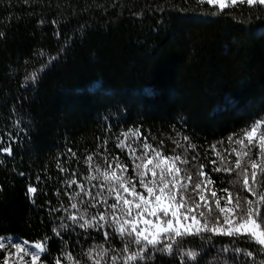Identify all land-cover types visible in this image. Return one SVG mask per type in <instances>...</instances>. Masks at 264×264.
<instances>
[{
    "label": "trees",
    "instance_id": "trees-1",
    "mask_svg": "<svg viewBox=\"0 0 264 264\" xmlns=\"http://www.w3.org/2000/svg\"><path fill=\"white\" fill-rule=\"evenodd\" d=\"M258 121H264V6L0 0V237L30 244L46 240L41 264L57 259L61 264H264V246L250 235L169 233L156 245L137 243L126 221L138 210L133 206L128 217L110 208L116 198L108 189L115 181L102 175L106 169L122 174L147 195L134 166L141 163L138 157L154 156L151 149L145 155L143 144L164 156L179 155L188 161L176 162L182 182L192 176L188 203L200 204L187 215L200 225L227 228L219 208L212 201L205 206L193 186L210 177L214 183L202 188L215 191L224 206L225 188L233 194L230 207L237 195L242 205L257 201L264 193V173L257 169L253 184L248 158L235 169L232 149L240 150L235 140ZM134 131L142 135L132 136ZM7 147L11 155L2 150ZM249 147L251 159L259 161L258 148ZM244 168L257 196L243 185ZM150 177L149 172L145 179ZM71 180L76 183L69 186ZM29 185L37 188L34 195L27 193ZM254 207L264 216V205ZM170 216L146 213L137 228ZM86 221L91 226L81 228ZM117 221L124 223L123 234Z\"/></svg>",
    "mask_w": 264,
    "mask_h": 264
},
{
    "label": "snow or ice",
    "instance_id": "snow-or-ice-1",
    "mask_svg": "<svg viewBox=\"0 0 264 264\" xmlns=\"http://www.w3.org/2000/svg\"><path fill=\"white\" fill-rule=\"evenodd\" d=\"M208 3L211 5H219L220 9H224L229 6H236L237 4H247L251 6L261 5L264 6V0H199V3ZM33 79L35 77L33 76ZM264 127V121H258L251 126L250 130H244L241 134L240 139L235 140V144L240 145V150L233 148L232 151L236 153L238 157L235 161V169H241L242 163L245 158H248V162L251 165V181L253 184L258 183L257 181V169L261 173H264V133H258V130ZM132 136L138 137L142 135L138 131H134L131 133ZM128 133H123L125 139L128 138ZM189 137L185 136L184 140L189 141ZM147 137H145V141ZM232 138L229 137V141L231 142ZM247 141V143H245ZM123 141H121L118 147L123 146ZM178 143V142H177ZM252 147H257L259 150L260 159L259 161L256 159H251ZM189 147L192 149L196 148L195 144H189ZM215 145L212 146L215 149ZM143 148L145 149V155H147V150L151 149L154 152V156L144 160L143 157H138L141 160V163H135L136 175L139 177V185L142 187L147 195L141 192L136 191V182L129 178L126 179L122 174L118 175L115 171L105 170L103 172V179L105 181H115V184L109 187V193H115L116 202L109 205L113 210L120 209L122 213H124L128 217H132V208L133 206L137 209V213L135 217L127 220L131 226V231L129 235L135 234L136 242L140 243L141 241H146L150 245H156L160 242V237L162 234L174 233L175 236H183V235H191V234H199L201 231H211L220 235H228V236H239V235H250L251 238L259 245L264 246V216H261L259 207H254L256 205H264V193H258L252 188L249 183V174L248 169L244 168L241 175L243 177V185L247 189L248 192L252 193L253 196L258 195L257 201H252L250 199L245 200L244 205L240 202L239 195L236 196V203L232 207H220V199L216 198V192L212 191L211 196L215 199V203L217 208H219V212L224 215V223L228 225L227 228L220 227L218 225H213L209 227L208 224L199 225L196 216H191V219L196 222V226L189 225L188 227H183L181 225V219H188L187 213L195 211L200 207L199 202L193 201L191 204L188 201L191 197L185 195L189 184L192 183V176L188 174L186 179L188 183H183L182 181L185 179L184 176L181 175L182 169L176 165V162L180 163H188L186 159H182L179 155L176 156H164L160 150L153 149L152 145L145 142L143 144ZM7 152L9 155L12 154L11 147H7L2 149ZM71 151V149H69ZM220 156V153H216ZM75 155V153H73ZM92 157L89 156L88 160L91 161ZM223 159V157H221ZM156 161L153 163V161ZM212 164H215L216 161H211ZM149 165L152 167L150 168ZM117 168L121 169V172L127 171L126 165L117 164ZM204 165H201V169H203ZM214 171H233L232 168H215ZM64 171V169H61ZM149 172L151 173V177L146 180L145 177H148ZM23 175V173H21ZM201 177L207 176V173L201 171L199 173ZM91 179H97V177L93 176ZM69 186L76 183V180H71L68 182ZM214 183L210 177L207 180H202L198 183H195L193 186V191L197 192L199 195L200 201H206L203 192L205 191L202 188L203 185ZM123 189V192L131 196L132 199H129L128 196L122 195L120 189ZM81 191H84L83 185L80 186ZM2 190V189H0ZM224 192L228 193L227 201L229 204L232 202L233 194L228 191V189H223ZM37 192V188L29 185L27 189V193L34 195ZM79 195V193L77 194ZM88 195H91L89 192ZM179 197V199H178ZM34 202V201H33ZM107 203V201H104ZM166 202V203H165ZM207 206V203H205ZM72 208H76L77 205L73 203L71 205ZM184 208L185 212H179V209ZM236 210H239L237 213ZM209 211L211 209L209 208ZM163 213L164 217H169V213L171 212L170 218L163 221V223L154 224L150 220H145L144 223L146 227L143 230H138L137 228V220L139 217H142L144 214H149L151 216H157V213ZM201 216L204 215L203 212L200 213ZM100 220H105V216L103 214L100 215ZM115 218V217H114ZM159 219V217H157ZM72 220H76L75 216L71 217ZM82 219V218H81ZM259 220V222H258ZM175 221V223H174ZM119 224V232L123 234L125 232L124 223L117 221ZM147 225H151V229L147 227ZM91 226V221H86L85 223H81L80 227L85 228ZM61 227H66V225H61ZM56 232V235L59 236L60 232L56 229H53ZM105 236L108 235L107 232L104 233ZM0 239H3L0 237ZM27 241H22L21 243H13L11 245L12 249H15V252L11 250L8 251L7 256L3 261H0V264H8V259L15 255L18 257L20 264H27L25 261V256L31 257V264H41V253L46 251V240L43 242H36L31 250L25 249V244ZM7 246L4 243H0V250H4ZM172 245H167V250L171 251ZM22 253V255H21ZM90 255V254H89ZM99 255V253H97ZM189 255L195 256L194 253H189ZM71 255H69V259H71ZM130 259H136V257H130ZM56 264H61L60 260H56ZM96 264H100L99 260L96 261Z\"/></svg>",
    "mask_w": 264,
    "mask_h": 264
},
{
    "label": "rangeland",
    "instance_id": "rangeland-1",
    "mask_svg": "<svg viewBox=\"0 0 264 264\" xmlns=\"http://www.w3.org/2000/svg\"><path fill=\"white\" fill-rule=\"evenodd\" d=\"M218 5V4H217ZM219 6V5H218ZM258 179V178H257ZM211 192L212 191H210V190H207V189H205V191L203 192V195L205 196V198H206V203L208 202V201H212L213 203H214V205H216V203H215V199L216 198H219L218 196H216V198H212V196H211ZM220 199V198H219ZM221 202V201H220ZM220 206H222V207H229L230 208V205H229V203L227 202L226 203V206H224L223 205V203L221 202L220 203ZM168 219V218H167ZM167 219H165V220H167ZM164 219H161V221H159L158 223H154V224H159V223H163V221H165ZM198 221V220H197ZM199 222V221H198ZM174 223H175V221H174ZM181 225L183 226V227H188L189 225H192V226H196V222L195 221H193L192 219H191V215H188V219H181ZM199 225H200V223H199ZM147 227L149 228V229H151V225H147ZM3 239H0V243H4L7 247L4 249V250H0V251H2L3 252V256H4V258L7 256V254H8V251L9 250H11L12 252H15V249H12L11 248V245L13 244V243H21L22 241H24V240H22V239H20V238H17V237H2ZM34 244H30V243H27V244H25V249H27V250H31L32 249V246H33ZM21 255H22V253H21ZM41 256H42V253L40 254ZM4 260V259H3ZM1 261V260H0ZM25 261H27V264H31V257L30 256H25ZM8 264H20V261H19V259H18V257L17 256H15V255H13V256H11L9 259H8Z\"/></svg>",
    "mask_w": 264,
    "mask_h": 264
}]
</instances>
